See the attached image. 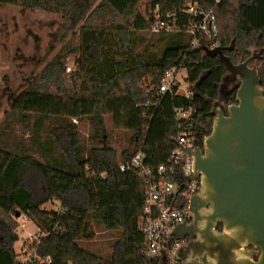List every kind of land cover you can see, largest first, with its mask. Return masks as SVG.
Listing matches in <instances>:
<instances>
[{
	"label": "trees",
	"instance_id": "16d2710c",
	"mask_svg": "<svg viewBox=\"0 0 264 264\" xmlns=\"http://www.w3.org/2000/svg\"><path fill=\"white\" fill-rule=\"evenodd\" d=\"M188 1L193 0H150V11L144 15L138 10L141 0H0L2 5L62 15L47 53L54 52L55 43L65 42L12 98L11 116L23 121L34 118V122L29 143L0 147V264H151L138 226L145 183L136 171L118 168L106 121L113 129L135 133L136 146L124 151L123 160L142 148L145 161L157 165L179 146L177 108H192L194 123L204 115L210 133L214 103H237L239 82L223 92L227 71L220 59L188 49L186 29L198 20L183 14ZM198 1L206 10L214 5V0ZM158 5L163 17L173 13L180 22L179 31L161 32L168 37L161 56L139 51L131 37L132 29L151 31ZM214 13L218 45L229 46L235 39L234 49L225 51L234 63L264 46V0L238 4L223 0ZM70 34L76 43L72 38L67 41ZM70 54L77 57L78 68L67 74L65 59ZM174 66L186 70L191 93H178L175 86L173 92L159 95L165 72ZM260 77L264 87V61ZM49 118L57 125L42 140ZM73 119L89 121L94 127L93 146L86 145ZM54 199L60 201L59 210L41 208ZM21 214L44 234L34 262L21 260L14 248L19 225L12 215ZM90 217L122 231L110 259L79 244L95 235ZM153 264H163L162 259Z\"/></svg>",
	"mask_w": 264,
	"mask_h": 264
},
{
	"label": "water",
	"instance_id": "95a60500",
	"mask_svg": "<svg viewBox=\"0 0 264 264\" xmlns=\"http://www.w3.org/2000/svg\"><path fill=\"white\" fill-rule=\"evenodd\" d=\"M216 42V35L202 37L195 50L220 59L224 85L239 82L237 103H214L204 149L183 146L193 159L190 180L201 186L190 199L192 222L179 224L167 244L190 238L178 250L183 264H264V89L257 65H250L264 47L234 63L225 51L235 39L226 47ZM203 119L195 121L194 137L206 129Z\"/></svg>",
	"mask_w": 264,
	"mask_h": 264
},
{
	"label": "rangeland",
	"instance_id": "374dc122",
	"mask_svg": "<svg viewBox=\"0 0 264 264\" xmlns=\"http://www.w3.org/2000/svg\"><path fill=\"white\" fill-rule=\"evenodd\" d=\"M150 0H141L138 10L147 15L150 11ZM238 4L239 0H233ZM63 16L41 10L25 9L13 5L0 4V147L6 146L10 149L20 141H30L32 134V124L34 118L23 121L21 117L11 116L12 98L20 88L38 74L45 64L64 47V43H55V50L51 54L47 53L50 42H52ZM131 37L135 47L139 51L153 53L161 56L167 45L168 37L162 33H152L151 31H140L132 29ZM77 42L76 38L70 34L67 38ZM190 35L186 36V41L190 43ZM49 54V56H48ZM76 56L70 54L65 59V71L67 66L71 65L74 72L78 65ZM46 60V61H45ZM177 79L180 83L179 92L183 95L188 94L190 87L186 80V70L180 69ZM73 122L79 126L80 132L85 139L87 146H93L90 139L94 127L89 121L73 119ZM8 124V125H7ZM9 124H11L9 126ZM57 125L53 118L45 120L41 139L46 140L49 130ZM106 130L108 132V144L116 153V160L123 161L122 154L125 150H132L136 145L132 142L135 135L134 131L113 129L109 120L106 121ZM9 149V148H8ZM41 208L46 210H59L60 201L51 200ZM12 218L18 222L16 230L18 241L14 244L16 252L21 260L35 256V248L42 236V231L25 214L20 217L12 215ZM95 231L91 240H81L79 244L106 258L110 259L113 254L114 245L121 236L120 229H108L100 221L89 218ZM26 247L28 250L25 252Z\"/></svg>",
	"mask_w": 264,
	"mask_h": 264
},
{
	"label": "built area",
	"instance_id": "2783aa9c",
	"mask_svg": "<svg viewBox=\"0 0 264 264\" xmlns=\"http://www.w3.org/2000/svg\"><path fill=\"white\" fill-rule=\"evenodd\" d=\"M222 1L214 0V5L208 10L198 0L188 1L185 4L183 14L198 18L186 29V33L191 37L188 49L197 47L202 37L210 38L217 35V19L214 9ZM152 17V33H172L180 30L178 17L173 13L163 17L159 5L153 10ZM214 45H218V41ZM180 69L183 68L174 66L167 69L159 86V95L173 92L175 86L178 87L177 92L180 93V83L177 79ZM71 70V65H68L67 71L71 72ZM190 93L189 91L188 94ZM175 113L177 126L180 129L177 136L179 146L166 162L157 165L147 163L143 149L139 148L118 164V168L123 172L136 171L145 183L144 207L138 226L144 234V254L151 264L158 258L162 259L163 264H183L178 255L183 240L174 239L171 247L167 242L179 224L187 218H192L190 199L200 189L198 180H190L193 175L192 156L183 150V146L193 144V110L180 107L175 110ZM27 250L26 247L25 252ZM38 258L35 248V256L26 260L34 262Z\"/></svg>",
	"mask_w": 264,
	"mask_h": 264
},
{
	"label": "flooded vegetation",
	"instance_id": "af4514ba",
	"mask_svg": "<svg viewBox=\"0 0 264 264\" xmlns=\"http://www.w3.org/2000/svg\"><path fill=\"white\" fill-rule=\"evenodd\" d=\"M264 47V46H263ZM263 47H260V48H255L252 52H251V54L247 57V58H245V59H243V60H241V61H239V62H243V61H245L246 59H248L255 51H260ZM264 61V52L261 54V58H259V59H256V60H253L251 63H250V65L251 66H253L254 64H256L257 65V67H258V70H259V74H260V68H261V66H262V62ZM238 62V63H239ZM261 78V77H260ZM229 85L230 84H228V85H225V86H223V92H226L227 91V88L229 87ZM261 85H262V79H261ZM263 87V86H262ZM263 89H264V87H263ZM222 103H224L225 105H227L224 101H221ZM233 104V103H232ZM230 105V104H229ZM214 118V117H213ZM205 121L204 120H202L201 121V124L205 127ZM207 134H209V133H206V129L205 130H202V131H200L199 132V134H198V136L197 137H194V140H193V144L192 145H195L196 147H199V148H201V149H204V139H205V137H206V135ZM200 182V181H199ZM201 186V185H200ZM199 191V190H198ZM197 191V192H198ZM196 192V193H197ZM192 222V218L191 219H186L182 224H189V223H191ZM189 239L190 238H187L185 241H183V245H185L186 243H187V241H189Z\"/></svg>",
	"mask_w": 264,
	"mask_h": 264
}]
</instances>
